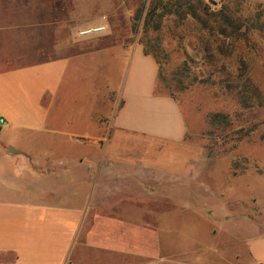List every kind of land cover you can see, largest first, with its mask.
I'll return each mask as SVG.
<instances>
[{
  "label": "crops",
  "instance_id": "1",
  "mask_svg": "<svg viewBox=\"0 0 264 264\" xmlns=\"http://www.w3.org/2000/svg\"><path fill=\"white\" fill-rule=\"evenodd\" d=\"M0 2V264H264V237L228 255L194 237L191 220L178 226L187 233L174 229L172 214L145 208L161 193L147 158L109 155L187 135L142 44L111 33L73 39L78 16L16 24ZM82 144L100 155L81 157ZM125 205L151 212V224L125 216Z\"/></svg>",
  "mask_w": 264,
  "mask_h": 264
},
{
  "label": "rangeland",
  "instance_id": "2",
  "mask_svg": "<svg viewBox=\"0 0 264 264\" xmlns=\"http://www.w3.org/2000/svg\"><path fill=\"white\" fill-rule=\"evenodd\" d=\"M3 2L16 24L35 17L67 24L78 16L73 39H83L82 29L105 26L102 34L142 44L160 65L158 92L176 100L187 135L174 146L108 150L109 155L146 157L145 175L160 176L155 184L161 193L145 197V208L157 210L161 219L172 214L180 232L184 222L198 224L193 236L208 249L246 253L247 238L264 237V0ZM87 146L81 145V157L100 155ZM174 158L181 161L173 164ZM122 213L152 221L151 212L132 205Z\"/></svg>",
  "mask_w": 264,
  "mask_h": 264
},
{
  "label": "built area",
  "instance_id": "3",
  "mask_svg": "<svg viewBox=\"0 0 264 264\" xmlns=\"http://www.w3.org/2000/svg\"><path fill=\"white\" fill-rule=\"evenodd\" d=\"M106 31L105 26H91L85 29H82L78 32L79 37L81 38H88L101 35ZM6 124L5 118L2 116L0 112V127H3Z\"/></svg>",
  "mask_w": 264,
  "mask_h": 264
},
{
  "label": "water",
  "instance_id": "4",
  "mask_svg": "<svg viewBox=\"0 0 264 264\" xmlns=\"http://www.w3.org/2000/svg\"><path fill=\"white\" fill-rule=\"evenodd\" d=\"M11 152L14 153V154L17 153V151H15V150H13V149L11 150Z\"/></svg>",
  "mask_w": 264,
  "mask_h": 264
},
{
  "label": "trees",
  "instance_id": "5",
  "mask_svg": "<svg viewBox=\"0 0 264 264\" xmlns=\"http://www.w3.org/2000/svg\"><path fill=\"white\" fill-rule=\"evenodd\" d=\"M148 54H151V53H149L148 51H146ZM152 55V54H151Z\"/></svg>",
  "mask_w": 264,
  "mask_h": 264
}]
</instances>
